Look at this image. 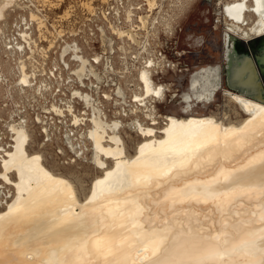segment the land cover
I'll use <instances>...</instances> for the list:
<instances>
[{"label": "bare ground", "instance_id": "obj_1", "mask_svg": "<svg viewBox=\"0 0 264 264\" xmlns=\"http://www.w3.org/2000/svg\"><path fill=\"white\" fill-rule=\"evenodd\" d=\"M219 1L231 69L223 94L243 118L196 111L215 103L221 66L195 72L179 111L165 116L156 104L170 90L143 70L129 123L141 140L130 153L126 123L95 118L88 134L100 172L87 193L31 152L29 130L14 125L0 161V264H264V85L257 66L249 72L230 51L236 40L264 37V0ZM15 2L0 0V33Z\"/></svg>", "mask_w": 264, "mask_h": 264}, {"label": "built area", "instance_id": "obj_2", "mask_svg": "<svg viewBox=\"0 0 264 264\" xmlns=\"http://www.w3.org/2000/svg\"><path fill=\"white\" fill-rule=\"evenodd\" d=\"M192 1L92 0L79 11L70 5L60 14L61 5L24 0L29 17L20 38L5 44V52L17 63L20 77L21 66H26L31 85L23 86L19 79L15 90L22 99L11 88L0 102L1 107L14 103L12 108H17L0 118V161L13 145L14 125L40 130L59 156L73 161L87 157L95 118L125 122L137 115L141 104L134 97L128 100L126 78H138L143 70L153 78L176 72L173 60L188 53L180 45L189 42L183 15ZM117 32L132 33L136 42ZM107 59L113 70L107 68ZM0 76L1 87L7 82L1 68Z\"/></svg>", "mask_w": 264, "mask_h": 264}, {"label": "rangeland", "instance_id": "obj_3", "mask_svg": "<svg viewBox=\"0 0 264 264\" xmlns=\"http://www.w3.org/2000/svg\"><path fill=\"white\" fill-rule=\"evenodd\" d=\"M44 1L48 2L50 5L55 7H59L61 5L60 14H62L63 11H65L70 5L74 6L75 8H77V11H79L81 4H83L85 1L90 2L92 0H44ZM218 2L220 1L213 0L211 2L210 1L207 2L203 0H195L189 3L188 5L189 8L188 7L186 8L183 15V25L185 26L187 30V34L189 35V42L186 41L187 43L186 44L183 41V43L180 45V49L182 50L184 49L188 53L182 58L173 60V63L176 65L175 73H168L167 75L164 76L160 75L158 77H155L156 83L164 84L170 90V92H168L167 100L164 101L163 104L161 103L156 104L158 113L160 115L165 116L166 114L179 111L180 107L183 105L182 104L183 96L185 93H188L191 77L195 72H197L198 70L204 67L221 66L222 81L221 83H219L218 86L220 89L217 92L218 95L216 97L215 103L210 107H204L200 105L198 110L196 111L199 112L200 114H214L219 118L222 117L224 118L226 116L230 118V120L232 121H240L239 118L241 119L243 118V116L240 114V108L223 94V89L231 88L230 87L231 69H230V60L226 56L227 48L224 47V38H225L227 26L225 24L226 22L224 16L220 11V8L222 6L221 2H220V8H217ZM21 5L23 6V8L21 7ZM24 5H25L24 0H16V2L9 8L6 19L1 23L2 32L4 34L2 32L0 33V37H1L0 60L3 62V64L2 62H0L1 63L0 66H2L0 68L2 70L4 69L3 70L4 74L5 73L7 74V75L5 74L7 76V82L5 84L3 83V86L6 89H4L3 86L0 87V99L3 98L0 100V102L4 100L6 95L5 92H7V90L9 89L11 90V88H13L12 89L13 94L16 96V98L18 100L22 99V97L15 90L16 82L19 81L20 79V74L19 73L16 74V72H19V70L16 69L17 63L12 62V60H10L12 58H8V54L5 53L6 50L5 44H7L8 41L11 40L13 41L16 38L18 39L20 38L18 33H20V30L22 29L24 19H28L27 17H29ZM230 51H232L233 55L235 57H238V59H240L241 57H245V58H251L253 61H255L256 62L255 64L260 74L261 81L264 85V37L253 39L250 42L236 40L234 46L230 48ZM5 61L6 63H4ZM107 63L109 64V70H113V67L111 66L109 59H107ZM11 67L14 69L12 70ZM8 74L9 75L11 74L10 77ZM15 74L16 76L13 77ZM137 80H138L137 77L126 78V82H127L126 85H128L126 93L129 101L133 99L134 95L141 92L139 91L140 84L139 81L137 82ZM14 81L15 83H13ZM12 83L14 86L12 85ZM134 91L135 94H132ZM234 91L238 92V90H234ZM13 105L14 103H12V105L10 104L9 108H4L0 106V118L3 117L4 115L6 116L8 112L17 111V108L14 107L12 108ZM29 112L31 117L34 118L35 114L34 112H32V108H29ZM140 116H141V120L145 119L143 118L144 117L143 115ZM135 118L136 115L134 116L130 115L129 117L125 118L124 120L126 124L123 128L124 130L121 131V135L125 140L126 147L130 153L134 152L135 147L141 140L137 132L134 130V128H132L131 124H129ZM112 119L113 118H110V120ZM160 120H161L160 124L161 126H163V124L165 123L164 118L163 119L161 118ZM2 129L4 128L0 126V130ZM29 132L32 138L31 139L32 141H30L31 152H35V151L41 152L44 155V159L46 161L45 164L48 165L49 168L57 172L63 173L65 176L70 177L75 183V185H77V187L79 188L81 187V189L78 188L80 191L82 190L81 192H83L84 189L86 190L89 189L92 181L100 172L97 166H95V164L92 163V157H93L92 150H90L91 153H89L87 157L84 158L81 157L82 159L76 158L77 161L75 162L71 160V158H69L67 155L59 156L56 153L57 152L56 145L45 143L44 136L42 135L40 130L30 129ZM40 143L42 144L44 143L43 144L44 146L41 148L39 146L41 145ZM6 192L7 190L4 189L0 190V199H2L5 196ZM87 192L88 190L85 193Z\"/></svg>", "mask_w": 264, "mask_h": 264}, {"label": "water", "instance_id": "obj_4", "mask_svg": "<svg viewBox=\"0 0 264 264\" xmlns=\"http://www.w3.org/2000/svg\"><path fill=\"white\" fill-rule=\"evenodd\" d=\"M238 56V55H237ZM262 57V56H261ZM241 58H245V57H241ZM240 58V59H241ZM245 59H247L248 60V62H249V68H248V71L250 72L251 70H253L254 68H255V61H253L251 58H245Z\"/></svg>", "mask_w": 264, "mask_h": 264}]
</instances>
